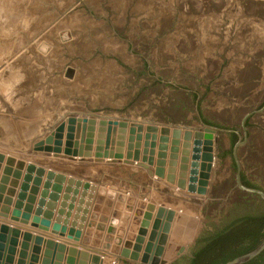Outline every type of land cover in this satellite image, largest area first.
I'll return each instance as SVG.
<instances>
[{"label": "rangeland", "instance_id": "1", "mask_svg": "<svg viewBox=\"0 0 264 264\" xmlns=\"http://www.w3.org/2000/svg\"><path fill=\"white\" fill-rule=\"evenodd\" d=\"M263 103L264 0H0V151L22 154L43 124L51 123L54 129L60 123L67 126L69 118L95 120V136L101 121L192 132L202 121L234 132L213 136L214 164L204 198L174 191L176 184L169 187L156 177L157 189L149 191L145 171L115 180L123 185L130 179L127 187L133 193L152 192L151 203L175 212L168 221L164 210L156 231L151 223L144 228L151 246H162L156 239L162 234L167 239L164 246L182 247L172 260L164 250L157 264L178 258L185 264L202 237L251 206L247 197L249 204L245 200L232 207L238 199L228 194L234 179L232 151L238 143L231 145L232 134L237 133L241 142L236 149L240 168L264 189ZM61 136L60 140L69 138L66 132ZM64 145L54 148L64 150ZM71 148L66 147L68 154ZM180 156L179 152L178 160ZM164 161L161 171L167 173L168 158ZM68 164L60 167H76ZM82 164L80 173L93 166L101 175L113 173L102 162ZM230 174L232 179H223ZM68 211L63 210L64 218ZM133 223L139 231L141 225ZM49 241L53 247L74 244ZM144 248L143 243L142 252ZM44 252L45 242L39 245L38 257Z\"/></svg>", "mask_w": 264, "mask_h": 264}, {"label": "water", "instance_id": "2", "mask_svg": "<svg viewBox=\"0 0 264 264\" xmlns=\"http://www.w3.org/2000/svg\"><path fill=\"white\" fill-rule=\"evenodd\" d=\"M197 112V109L195 107ZM197 116L199 114L197 112ZM69 118L67 124V133L69 138L65 144V149H55L54 145H57V140L54 138L59 137V132L63 128V124H60L56 129V133L50 132V134L41 141L39 144L46 145V149L57 157L61 151L67 153L66 147L72 146L71 152L68 154L71 159H86L94 158L95 162H102L103 160H121L123 158L125 149L126 134L129 132L128 145L126 146L127 155L126 158L130 159L131 152H133V160H138L139 152L137 148L140 146L139 142L142 139L143 129L144 143L143 154L147 153L150 156L149 162L152 161V156L155 154V141L156 135H159L158 140V160L157 168L153 172L150 171L148 166L140 165L147 170L149 176L156 175L161 178L164 170L165 161L168 158L167 166V183L174 184L177 173L176 186L180 190H186L188 195L192 197L204 196L207 191L212 167L214 164L213 157V136L217 132L234 133L233 131L222 130L210 125H207L200 121L201 127L192 132L189 129H181L179 127H160L156 125L147 124L146 126L140 123L127 124L123 121H101L97 129L98 134L95 136V120ZM127 128H129L127 130ZM159 130V133H157ZM237 135V133H235ZM56 135V136H55ZM136 135V136H133ZM169 136V137H168ZM237 137H239L237 135ZM96 138V141H94ZM170 138V139H169ZM70 139V141H69ZM151 141V144L149 143ZM240 140V138H239ZM95 143V144H94ZM240 141L235 144L233 148V158L237 167V173L235 176L236 185L240 190L251 195H255L260 198L264 203V192L259 189L248 188L242 185L240 181V164L237 160L236 149L240 145ZM38 144V145H39ZM94 144V148H92ZM169 144V154H167V145ZM150 146L151 150H148ZM94 150L92 154L91 151ZM180 152V159L176 157ZM4 161V156L0 154V164ZM6 165L12 166L13 160L7 158ZM144 161V160H143ZM178 161V163H177ZM145 162V161H144ZM22 162H17L16 167H21ZM177 168V169H176ZM36 169L33 165L27 167L28 172H33ZM8 168H5L7 172ZM43 169H37V175H42ZM19 172H16L18 176ZM30 179L29 174L26 173L20 192L17 196V201L11 211L9 220L20 225H28L30 228L40 232H47L50 229V223L54 216L56 209V217L51 225L50 233L59 237H66L67 240L74 243L79 242L82 232H85V238L82 241L83 245L89 244V236H91L92 230H95L94 237L96 241L92 242V245L97 247L99 242L97 239L103 238L99 245V250L89 254L86 250L77 249L76 245H71L66 248L63 244H55L54 247L51 241L45 242V252L42 257H38L39 245L43 244L40 237L33 238L35 246L32 250V255L26 258H19L16 264H109L108 261H104V255L108 254L110 257L120 258L121 260H130L133 262H145L146 264H157V258L164 256V250L167 254L168 260H172V256H177L182 250V247L164 246V238L162 234L157 236L156 239H161L162 246L154 242L146 241L145 229L151 220L153 213V205L147 206L148 213L143 215L140 211L134 210L133 206L136 203L135 196L125 197L123 194L117 195L114 191H106L104 189L97 190L95 184L89 182H82L75 178H66L62 174H55L49 171L46 175V180L43 185V190L40 193L39 200L37 201L36 209L32 214L30 206L22 205L23 200L26 197V182ZM55 180V183L51 186V181ZM6 178L3 177L0 182V202L3 201V205L0 206V216L3 218L8 217L9 206H11V199L9 197L2 198L1 192L3 191V183ZM66 183V187L63 188V184ZM51 189V192H49ZM34 193L37 192V188H34ZM80 190V191H79ZM97 191V197L94 199V194ZM12 190L8 191L9 195L12 194ZM62 193V196H61ZM197 195V196H196ZM34 195L28 199V202H34ZM103 197L106 198L103 201ZM61 199V200H60ZM60 201V202H59ZM94 201L93 213L90 215L88 221L87 217L91 208V204ZM113 201L115 205L113 207ZM125 204L121 210V204ZM58 205V206H57ZM102 206V207H101ZM58 207V208H57ZM113 207V210H111ZM146 207V206H145ZM72 210L71 214L67 213L68 217L63 218V210ZM75 210V211H74ZM97 212L100 215L97 216ZM164 212L161 208L157 210V214L154 216L152 228L156 231L157 226L161 223L159 217ZM151 213V214H150ZM143 215V216H142ZM168 221L171 220L175 212L168 209L166 212ZM95 220H99L97 223ZM133 222H138L141 225L139 231L134 230ZM167 225V222L164 223ZM163 234L166 233L165 229ZM67 227L69 230L67 231ZM154 230L151 234H155ZM152 236V235H151ZM34 237V236H33ZM155 239V240H156ZM178 243L179 240L173 239L172 243ZM144 246V252H142ZM183 244V242H182ZM182 246V245H181ZM25 249V248H23ZM51 250L54 252L51 253ZM264 250V240L253 251L248 254L242 255L233 259L225 264H246L255 257H257ZM55 251L57 253L55 254ZM172 254V255H171ZM165 257V256H164ZM28 259V261H27ZM7 261V260H6ZM167 262V263H166ZM165 264H168L167 260H164ZM161 263V264H164Z\"/></svg>", "mask_w": 264, "mask_h": 264}, {"label": "crops", "instance_id": "3", "mask_svg": "<svg viewBox=\"0 0 264 264\" xmlns=\"http://www.w3.org/2000/svg\"><path fill=\"white\" fill-rule=\"evenodd\" d=\"M44 123V122H43ZM63 124V128L62 130H60L59 132V137H61L62 134H64L66 132L67 134V126H65L64 123H60ZM58 124L57 126H54V129L52 128V124L50 123L49 126H46V124L42 125V129L41 131H37L36 133H34V135L32 136V140L27 143L28 144V148L25 147V151L22 152V154H19L17 152L14 151H0V154H2L4 156V161L0 164V182L1 179L3 177L6 178V181L3 183V191L1 192L2 194V198H7L9 197L11 199V206H9V214L8 217L3 218L2 216H0V264H16V262L19 260V258H26L32 255V250L33 247L35 246V243L33 242V234H40L42 236V239L44 242L49 241V240H63L66 243H69V241L66 239V237H57L55 235H52L50 233V229H51V225L53 224V221L51 220L50 223V229L47 232H40L37 231L35 229L30 228L28 225H20L18 223L12 222L9 220L11 211L13 210V207L17 201V196L20 192L21 186L23 184L24 178L26 173L29 174L30 179L26 182L27 187H26V197L22 202V205L24 206H30V211L33 214L34 210L36 209V205H37V201L39 200L40 197V193L43 190V185L44 182L46 180V175L49 171L54 172L55 174H62L64 175L66 178L72 177L75 178L77 180H81L82 182H91L92 184H95V186L97 187V190L99 189H104L106 191H114L117 195L119 194H123L125 197H129V196H135L136 197V203L134 204L133 208L134 210H139L140 213H143V215L145 216V214L148 213V209L147 206L149 204L153 205V214L151 217V224L153 223V219H154V212H157V210L163 208L165 210V212L168 211V208L162 206V205H157L155 202L151 203V195L153 194L152 192H150L149 194L143 195V194H135L131 191V189H129L127 186L130 187V179H131V173H140L141 171H145L147 176L146 179H144V181L148 184V190H151L153 188H156V184L157 182H155V177L157 178V180H164L167 183L166 177H168L169 175H167L166 172L163 173V176L161 178L157 177L156 175H152L149 176L147 170H145L144 168H142L140 165H145L148 166L150 171L153 172L154 174V170L157 168L156 167V162L158 160L157 157V151L155 152V154L151 157L152 161L149 162L150 160V156L149 154L143 156V154H139L138 155V160H133V152H131V157L130 159L126 158L127 155V149L125 147V153L123 155V158L121 160H103L102 163L109 165L110 169L112 167V172L109 175L107 173H101L97 172V168L93 166L92 169H88L87 171H85V173H80V169H82L80 166L83 167V162H91L93 163V161L95 162V160L92 159H71L70 156L67 153L64 152H60L57 157H54L53 154L50 153L49 150L46 149V145L42 144L40 146V142L44 141L45 138L50 134L51 129H53L54 134L57 131V127L60 125ZM33 128V127H32ZM129 128H127L128 130ZM126 134V140H125V144L127 146L128 143V138H127ZM56 136V135H55ZM129 136V135H128ZM57 140V138H54V141ZM144 140V135L142 134V139ZM67 142V136L64 138H62L61 141H58L59 145L61 146L62 144H66ZM144 143V142H143ZM39 144V145H38ZM65 147V145H64ZM10 158L13 160L14 164L12 166H8L6 165V159ZM145 162H144V161ZM17 162H22V166L16 167V163ZM52 162H57V163H52ZM66 163H69L68 165H76V167H71V170L69 171L66 168H62L60 167V165L64 166ZM96 165V163H94ZM93 164V165H94ZM100 164V162H99ZM98 164V165H99ZM29 165H33L36 169L33 170V172H28L27 171V167ZM8 168L7 172H5V168ZM43 169L44 172L42 175H37V169ZM167 168V167H166ZM99 169V168H98ZM16 172H19L18 176L16 175ZM177 174H178V170L177 173L174 175L175 177V183L177 181ZM140 175V174H139ZM127 176H130V179H126L128 181H124L123 185L119 184L118 182H121L119 180V178H127ZM97 177V178H96ZM115 180H118V182H116ZM126 182H128V184L126 185ZM55 183V180L51 181V186ZM118 183V185H117ZM166 183H164L162 181V184L166 185ZM159 184V183H158ZM173 184V185H174ZM172 184L168 183V186L171 187L173 186ZM66 187V183L63 184V188ZM34 188H37V192L34 193ZM12 190V194L9 195L8 191ZM176 190H179L176 186ZM80 191V190H79ZM49 192H51V189H49ZM34 195V202L30 203L28 202V199ZM62 196V193H61ZM97 197V191L94 194V199ZM142 198V199H141ZM61 200V199H60ZM106 198L103 197V201H105ZM149 202L146 205H143L142 202ZM115 201H113V207L115 205ZM3 205V201L0 202V206ZM125 204H121V210L123 208ZM58 206V205H57ZM93 206H94V201L91 204V208L89 211V215L87 217V221L90 217V215L93 213ZM146 206V207H145ZM102 207V206H101ZM113 207L111 210H113ZM58 208V207H57ZM145 208V210H144ZM72 212V210H71ZM151 214V213H150ZM100 215V212H97V216ZM142 215V216H143ZM64 218V217H63ZM99 220H95V222L97 223ZM69 230V227H67V231ZM94 233L95 230H92L91 232V236H89V244L87 245H83L82 241L85 238V232H82L81 238L79 240V242L74 243V245L77 246L78 249L81 250H86L87 252L90 251H96L99 250V245L102 242L103 238L97 239V241L99 242L98 246L95 247L92 245V242L96 241V238L94 237ZM148 241V240H147ZM44 242H43V246H44ZM64 244V243H62ZM66 246H69L66 244ZM25 248V249H23ZM69 248V247H67ZM31 254V255H30ZM40 256H42L40 254ZM104 256H107L106 261L109 262V260L113 259L114 257H110L108 256V254H105ZM7 260V261H6ZM28 261V259H27ZM139 264L141 262H138Z\"/></svg>", "mask_w": 264, "mask_h": 264}, {"label": "trees", "instance_id": "4", "mask_svg": "<svg viewBox=\"0 0 264 264\" xmlns=\"http://www.w3.org/2000/svg\"><path fill=\"white\" fill-rule=\"evenodd\" d=\"M235 142L236 135L232 134L231 145ZM245 186L256 188L249 182ZM254 202L258 204L236 213L224 227L202 237L185 264H225L258 247L264 240V203L259 198ZM246 264H264V250Z\"/></svg>", "mask_w": 264, "mask_h": 264}, {"label": "flooded vegetation", "instance_id": "5", "mask_svg": "<svg viewBox=\"0 0 264 264\" xmlns=\"http://www.w3.org/2000/svg\"><path fill=\"white\" fill-rule=\"evenodd\" d=\"M202 119V118H201ZM203 120V119H202ZM237 141H239V137H237V135H236V142ZM232 157H233V151H232ZM233 161H234V165H235V168H233V170L234 171H232V174H234V179H232L230 176H233L232 174H230V175H228V177L226 176V177H223V179L225 178H227V179H229V178H231L232 179V181H231V184H230V190H229V196L230 195H232L233 197H235V198H237L238 199V201H234L233 203H235V205H233L232 207H235L236 205H238L239 203H243V202H245V200H247V197L249 198H251L252 199V201H251V206L252 205H257L258 204V202H254V199H256V198H259V197H257V196H255V195H251V194H248V193H246V192H243L242 190H240L239 188H238V186L236 185V181H235V176H236V173H237V167H236V164H235V160H234V158H233ZM212 172V171H211ZM239 175H240V181H241V183H242V185H244L245 186V182H249L250 184H252L254 187H256V188H254V189H259V190H261V191H263L264 192V189L261 187V186H259V185H257V184H255V183H252V181L248 178V175H247V172H245V171H243V169L242 168H240V171H239ZM245 176V179L243 180L242 179V176ZM210 178H211V176H210ZM217 187V186H216ZM215 187V188H216ZM249 188V187H248ZM208 191H206V194H205V196H207V193ZM205 196H199L200 198H204ZM195 197V196H194ZM260 199V198H259ZM246 204H249L250 202H248V200L245 202ZM194 242V243H193ZM192 242V244H191V246L192 245H194L195 244V241H193ZM191 248H193V246L191 247ZM183 257V256H182ZM185 258V257H184ZM179 259V258H178ZM175 260V261H173V262H171L170 264H178V263H180V260ZM127 264H139V263H137V262H133V261H127Z\"/></svg>", "mask_w": 264, "mask_h": 264}, {"label": "bare ground", "instance_id": "6", "mask_svg": "<svg viewBox=\"0 0 264 264\" xmlns=\"http://www.w3.org/2000/svg\"><path fill=\"white\" fill-rule=\"evenodd\" d=\"M143 130H144V129H143ZM144 132H145V130H144ZM61 137H62V136H61ZM61 137H58V138H57V142H58V141H61V140H60ZM151 141H152V140H151ZM150 144H151V143H150ZM57 145H59V143H57ZM59 146H60V145H59ZM148 150H151L150 146L148 147Z\"/></svg>", "mask_w": 264, "mask_h": 264}, {"label": "built area", "instance_id": "7", "mask_svg": "<svg viewBox=\"0 0 264 264\" xmlns=\"http://www.w3.org/2000/svg\"><path fill=\"white\" fill-rule=\"evenodd\" d=\"M111 263L114 264V260H111Z\"/></svg>", "mask_w": 264, "mask_h": 264}]
</instances>
